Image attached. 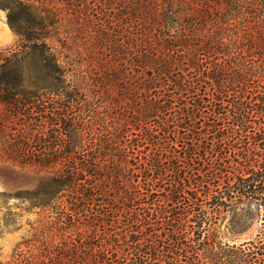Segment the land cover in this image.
<instances>
[{"label": "trees", "instance_id": "16d2710c", "mask_svg": "<svg viewBox=\"0 0 264 264\" xmlns=\"http://www.w3.org/2000/svg\"><path fill=\"white\" fill-rule=\"evenodd\" d=\"M43 1L0 0L22 42L11 58L0 53V101L15 117L24 113L34 121L39 115L50 126L40 137L44 148L37 151L31 141L24 148L27 165L47 173L26 198L39 209H61L69 198L76 216L130 233L127 242L113 235L97 251L82 245L57 250L46 264H254L264 232L259 244L243 245L248 250H205L208 234L234 207L264 218V0H163L164 7L150 0V10L141 0L140 17L153 19L160 39L156 46L148 35L141 39L138 63L152 68L166 88L152 87L156 95L133 118L140 135L129 124L130 131H110L96 110L89 123L74 111L80 91L63 87L49 45L57 17ZM188 73L195 75L189 83ZM55 97L60 109L44 112L43 103ZM158 137V153L149 154L148 144Z\"/></svg>", "mask_w": 264, "mask_h": 264}, {"label": "rangeland", "instance_id": "374dc122", "mask_svg": "<svg viewBox=\"0 0 264 264\" xmlns=\"http://www.w3.org/2000/svg\"><path fill=\"white\" fill-rule=\"evenodd\" d=\"M148 1L150 0H145L144 4L150 10L153 2L149 4ZM156 1L163 7L167 6L163 0ZM43 2L44 8L57 17L56 37L49 41V45L61 65L63 87H69L70 92L80 91L78 102L73 103L74 111L82 116L85 123H89L96 110V114L101 113L111 123V128L120 127V131H130L129 124L131 133L140 135L141 123L136 120L131 124L133 118L137 119L140 110L156 95L152 87L161 88L166 85L165 81L156 79L152 68L141 67L138 63L141 58V39L146 38V35L152 37L153 46L160 39L157 28L153 26V19L145 23L146 20L140 17L142 10L146 9L142 7V1ZM7 21V13L0 9V53L4 54L3 58H11L14 53L20 52L22 46L21 40ZM163 27L166 32L165 26ZM193 76L195 75L187 74V83ZM55 98L54 102L50 99L46 100V104L43 103L41 108L44 112L49 113L52 110L49 107L60 109L57 104L60 98ZM35 117L34 121L24 113L15 117L10 113V108L0 101V264H27V257L31 258L32 264H46L50 253L63 251L66 247L74 249L82 245L88 250L95 248L97 251V247L113 242V235L118 240L127 242L130 233L125 229L96 227L97 220H88L84 215L76 216L69 211V198L62 200L61 209L55 206L46 209L31 207L26 197L39 186L41 178L46 177L47 173L39 166L27 165L29 162L24 155V148L31 141L37 144L33 146L40 151L45 147L40 137L48 135L50 130L49 123L46 122L45 127L43 126L46 119L39 115ZM53 118L49 116L51 121ZM142 127L146 128L145 125ZM154 127L155 122L148 121L147 128L150 132ZM113 130L114 128L110 129ZM178 140L183 142L182 138ZM151 141L153 144L148 142L147 146L150 147L149 154H156L158 148L155 145L163 142V139L158 137ZM170 151L172 149L168 153ZM176 151H182V148ZM170 177L171 173L168 180ZM111 188H118L117 183ZM245 210L244 206L238 205L223 216L218 226L208 234L205 251L226 252V255H230L233 250H248L250 246H243L246 243L259 244L262 241V214L256 210L248 217ZM91 213L96 214L91 211L89 216ZM155 229L159 230L158 224ZM160 234V230L155 233L154 242L159 241L157 235ZM228 260L226 258L224 261ZM252 262L264 264V250L258 251Z\"/></svg>", "mask_w": 264, "mask_h": 264}]
</instances>
